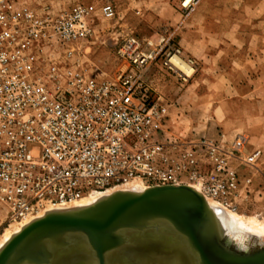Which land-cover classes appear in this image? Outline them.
<instances>
[{
    "label": "built area",
    "instance_id": "2783aa9c",
    "mask_svg": "<svg viewBox=\"0 0 264 264\" xmlns=\"http://www.w3.org/2000/svg\"><path fill=\"white\" fill-rule=\"evenodd\" d=\"M198 0H181L184 13ZM93 8L77 5L40 15L29 5L0 0V206L6 225H25L84 199L146 188L190 186L208 203L239 213L248 202L257 151L244 158L238 137L225 150L201 138H174L169 109L153 89L160 67L182 83L196 63L167 32L157 39L128 37L116 51V73L103 77L76 59L89 41ZM111 19V5L101 9ZM63 53L64 61L54 60ZM232 161H236L235 165ZM257 171V170H256Z\"/></svg>",
    "mask_w": 264,
    "mask_h": 264
},
{
    "label": "crops",
    "instance_id": "0c3cea01",
    "mask_svg": "<svg viewBox=\"0 0 264 264\" xmlns=\"http://www.w3.org/2000/svg\"><path fill=\"white\" fill-rule=\"evenodd\" d=\"M180 1L128 0L152 28L163 24V32L196 63L193 83L203 91L181 100H196L199 106L176 108L165 129L187 139L208 129L225 149L243 138L246 153L261 152L253 171L264 181V0H199L186 15ZM205 85H210L207 91Z\"/></svg>",
    "mask_w": 264,
    "mask_h": 264
},
{
    "label": "water",
    "instance_id": "95a60500",
    "mask_svg": "<svg viewBox=\"0 0 264 264\" xmlns=\"http://www.w3.org/2000/svg\"><path fill=\"white\" fill-rule=\"evenodd\" d=\"M166 226L184 242L196 264H264V247L244 252L230 247L208 201L190 186L118 191L94 205L52 212L27 226L0 252V264H50L53 250L85 239L98 264L127 244L126 231Z\"/></svg>",
    "mask_w": 264,
    "mask_h": 264
},
{
    "label": "rangeland",
    "instance_id": "374dc122",
    "mask_svg": "<svg viewBox=\"0 0 264 264\" xmlns=\"http://www.w3.org/2000/svg\"><path fill=\"white\" fill-rule=\"evenodd\" d=\"M18 3H25L29 5L35 12L40 15L49 13L50 15H57L61 12L70 11L77 5H84L86 7H92V19H91V27L94 30L93 37L89 39V41H81L77 43L76 49L78 51L76 59L85 62L91 70H96L103 77H113L116 73V51L118 45L122 43V41L128 37H136L140 40L145 39H157V34L164 31L163 24L156 26V28H152L151 24L144 20L141 15H138L137 5L128 3V0H15ZM199 1V0H198ZM111 5L115 10V16L111 19H105L102 17L101 9L104 6ZM196 6V5H195ZM194 9V8H193ZM192 9V10H193ZM183 12V11H182ZM190 12V11H189ZM184 13L185 15L188 14ZM54 60L64 61L65 57L63 53H55L53 55ZM150 81L153 89L156 91L158 95L162 97L165 104L169 109V113H176V108H187L198 107L199 102L192 99H182V96H195L197 92H202L201 88L195 87L194 79L189 83H182L178 78L177 80H173L170 78L166 71H164L160 67H154L150 72ZM189 84V85H185ZM210 85H205L206 91ZM211 101H205L204 104H209ZM176 106V107H175ZM178 112V111H177ZM179 114V113H178ZM180 115V114H179ZM197 119L198 117L195 116ZM190 140L197 141L201 138H205L207 140H212L218 143L213 137V133L210 130H206L204 132H196L193 131L190 134ZM178 138V137H177ZM242 149L241 153H235L241 157H245L247 155H252L251 153H246V143ZM225 149V148H224ZM225 150L231 151V149L226 148ZM259 161V160H258ZM234 164L236 161H232ZM258 163V162H257ZM255 164V166L257 165ZM244 168L249 169L248 172ZM257 168V166H256ZM252 167H243L241 169V174L243 176H252L253 177V186L251 188V193L248 195V202L243 205L239 213L245 217H256L260 220H264V191L261 192L263 188V179L258 171H253ZM210 203V202H209ZM211 208L222 209L220 206L210 203ZM214 206V207H213ZM217 206V207H216ZM220 207V209H219ZM221 210V211H222ZM226 215L231 214L227 210H223ZM6 213L5 210L0 206V238L4 235L5 230L11 229V226L6 225L5 220ZM224 239L227 245L232 247L230 242L235 241V235L240 233H235V231L231 234L226 231L223 227ZM230 234V236H229ZM228 235V236H227ZM248 235H251L250 233ZM232 236V237H231ZM230 239H228V238ZM246 240L248 242L252 241V245L247 251L249 252L256 248L264 247V243L253 244L254 241H260V238L257 236H248ZM255 237V238H254ZM234 238V239H233ZM240 238V237H238ZM234 248L237 249V243H234ZM233 248V247H232ZM240 250V249H237Z\"/></svg>",
    "mask_w": 264,
    "mask_h": 264
},
{
    "label": "bare ground",
    "instance_id": "6f19581e",
    "mask_svg": "<svg viewBox=\"0 0 264 264\" xmlns=\"http://www.w3.org/2000/svg\"><path fill=\"white\" fill-rule=\"evenodd\" d=\"M146 189L148 188L143 184L133 183L128 186L124 192L141 193ZM115 192L108 193L107 195L92 196L61 212L76 211L90 207ZM221 210L222 209L218 210L214 208L213 211L222 227H224L228 233L232 234L234 231L235 233H240L235 235V241L233 240L230 242L233 248L235 246L234 243H237V249H240V251H247L253 241L248 242V240H246V237L249 238L248 236H257L260 238V241H254L253 244L258 243L262 245L264 243V220H260L256 217H245L236 213L226 215V212L223 213L224 209ZM31 223L25 225H12L11 229L5 230L4 235L0 238V252L15 236L19 235L23 229ZM126 233L130 234V241L123 247L107 254L106 259L109 264H196L189 249L184 242L174 234L171 228L156 226L145 232L126 231ZM249 233L251 235H248ZM52 253L50 264H98V260L93 255L87 242L81 237L70 239L69 246L54 249Z\"/></svg>",
    "mask_w": 264,
    "mask_h": 264
}]
</instances>
